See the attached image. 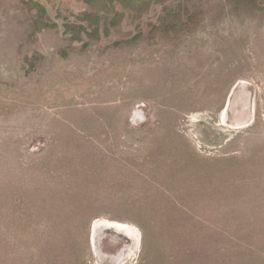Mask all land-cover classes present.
<instances>
[{"label": "rangeland", "instance_id": "obj_1", "mask_svg": "<svg viewBox=\"0 0 264 264\" xmlns=\"http://www.w3.org/2000/svg\"><path fill=\"white\" fill-rule=\"evenodd\" d=\"M0 264H264V0H0Z\"/></svg>", "mask_w": 264, "mask_h": 264}, {"label": "bare ground", "instance_id": "obj_2", "mask_svg": "<svg viewBox=\"0 0 264 264\" xmlns=\"http://www.w3.org/2000/svg\"><path fill=\"white\" fill-rule=\"evenodd\" d=\"M96 232H98V231L95 229V234H96ZM94 239H95V237H94Z\"/></svg>", "mask_w": 264, "mask_h": 264}]
</instances>
